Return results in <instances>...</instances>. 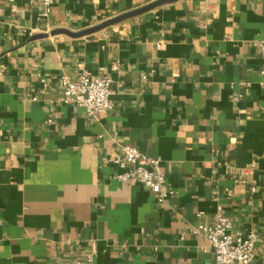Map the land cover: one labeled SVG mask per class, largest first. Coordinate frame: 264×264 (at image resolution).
<instances>
[{
  "label": "crops",
  "instance_id": "0c3cea01",
  "mask_svg": "<svg viewBox=\"0 0 264 264\" xmlns=\"http://www.w3.org/2000/svg\"><path fill=\"white\" fill-rule=\"evenodd\" d=\"M153 1L53 0L48 30ZM38 13L0 0V264H215L191 228L220 206L264 239V0H179L79 39L32 40ZM85 71L112 77V112L61 101V76ZM124 144L162 159L166 202L114 179Z\"/></svg>",
  "mask_w": 264,
  "mask_h": 264
},
{
  "label": "built area",
  "instance_id": "2783aa9c",
  "mask_svg": "<svg viewBox=\"0 0 264 264\" xmlns=\"http://www.w3.org/2000/svg\"><path fill=\"white\" fill-rule=\"evenodd\" d=\"M33 1V0H31ZM53 0H39L38 28L42 33H49V20L52 12ZM264 61V40L256 43ZM264 76V65L261 69ZM45 84V81H43ZM113 79L110 75L93 78L87 71L77 78L66 74L61 76L62 102L73 104L85 110L88 118H96L100 114H108L114 110ZM36 100V98H34ZM50 122V121H49ZM110 163L121 171L114 176L118 182L136 181L143 184L160 203L166 202L173 194L165 186L166 174L163 171L162 159L151 157L141 152L133 144H124L121 152L109 159ZM248 183L245 177L239 179ZM255 184L250 186V192L256 193ZM233 220L226 215L220 206L214 222L201 223L193 226L194 234L204 235L215 252V264H252L256 247L263 242L262 235L255 229L248 234H233ZM74 264H97L95 254L90 253L83 259L77 258Z\"/></svg>",
  "mask_w": 264,
  "mask_h": 264
},
{
  "label": "water",
  "instance_id": "95a60500",
  "mask_svg": "<svg viewBox=\"0 0 264 264\" xmlns=\"http://www.w3.org/2000/svg\"><path fill=\"white\" fill-rule=\"evenodd\" d=\"M179 0H155L143 7L125 12L123 14H120L118 16H115L113 18H109L105 21H103L102 23L86 28L84 30L78 31V32H74L72 30L66 29V28H57L52 30L49 33H39L36 34L32 37V40H41V39H46L49 36H56V35H66L68 37L74 38V39H79V38H83L86 36H90L93 35L95 33H98L108 27L114 26L116 24H119L123 21H126L128 19L140 16L142 14H145L157 7H160L162 5H166V4H170V3H175Z\"/></svg>",
  "mask_w": 264,
  "mask_h": 264
}]
</instances>
